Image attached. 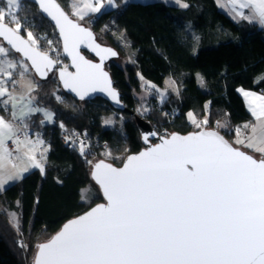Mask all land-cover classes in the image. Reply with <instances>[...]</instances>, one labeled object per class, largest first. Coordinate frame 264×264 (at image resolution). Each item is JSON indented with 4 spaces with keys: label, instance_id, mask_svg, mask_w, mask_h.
I'll use <instances>...</instances> for the list:
<instances>
[{
    "label": "trees",
    "instance_id": "16d2710c",
    "mask_svg": "<svg viewBox=\"0 0 264 264\" xmlns=\"http://www.w3.org/2000/svg\"><path fill=\"white\" fill-rule=\"evenodd\" d=\"M57 1L69 13L68 0ZM181 1L188 7L133 2L102 13L88 25L96 34L104 31L115 48L120 39L131 47L128 51L120 46L126 63L115 60L107 65L129 110L117 111L127 117L119 126H105L104 118L115 109L103 99L75 100L64 93L56 75L39 82L37 101L56 119L54 125L42 127L37 125L41 116L31 120L32 132L40 128L49 145L47 165L44 172L33 169L0 192V264H29L21 242L40 229L53 235L67 220L102 201L101 195L91 202L84 199L85 188L98 189L91 168L100 159L121 165L105 159L107 150L125 156L143 148L135 113L151 121L159 133L186 134L204 126L218 129L232 142L237 128L251 121L241 89L264 94V31L247 21H234L216 0ZM17 19L22 24L18 32L26 37L31 32L40 44L37 49L53 56L59 53L62 65L68 64L59 34L36 4L22 0ZM167 78L179 85L178 94L166 98L162 106L153 104L148 114L141 113L135 93L142 79L164 87ZM189 114L207 123L196 128ZM62 129L88 130L90 144L66 146ZM13 211L19 214L18 228L11 221Z\"/></svg>",
    "mask_w": 264,
    "mask_h": 264
},
{
    "label": "snow or ice",
    "instance_id": "6c2138e0",
    "mask_svg": "<svg viewBox=\"0 0 264 264\" xmlns=\"http://www.w3.org/2000/svg\"><path fill=\"white\" fill-rule=\"evenodd\" d=\"M39 3L60 27L65 51L77 64V74H67L65 87L82 89L83 98L88 88L95 90L96 82L102 80L106 87L101 90L109 91L118 102L101 65L90 63L77 51L79 43L92 39V33L69 19L56 0ZM227 3L233 11L237 7L251 9V18L264 24V0ZM7 5L8 8L0 9V36L16 51L24 52L36 70L45 75L40 62L49 68L54 62L30 48L18 34L21 25L11 9L19 8V0H7ZM83 7L91 12L100 11L91 3H84ZM75 14L83 19L82 8ZM6 16L15 28L4 23ZM239 16L250 19L243 11ZM28 38L35 43L31 32ZM101 51L115 55L111 49ZM0 55L7 56L3 46ZM3 63L7 68L16 67L11 61ZM0 71L11 76V72ZM64 76L62 72L61 78ZM7 91L0 87V96ZM243 94L250 98L249 108L257 123L244 125L245 129L251 127L253 135L243 139L237 129L236 143L264 153V96ZM193 123H197L195 119ZM12 135V124L0 117V189L28 170V165L21 168L13 163L11 167L16 171H4L5 161L11 156L5 140ZM144 139L147 141V136ZM24 155L31 167L43 171V164L35 155ZM94 176L108 203L70 221L55 237L38 245L34 264H264V159L258 160L233 147L217 132L173 134L170 139L162 138V143L128 157L122 168L103 162L96 164Z\"/></svg>",
    "mask_w": 264,
    "mask_h": 264
},
{
    "label": "rangeland",
    "instance_id": "374dc122",
    "mask_svg": "<svg viewBox=\"0 0 264 264\" xmlns=\"http://www.w3.org/2000/svg\"><path fill=\"white\" fill-rule=\"evenodd\" d=\"M3 1H4L3 3L0 2V9L8 8L7 0H3ZM21 5H22V0H19V8L18 9L17 8L11 9L12 14L15 15L16 17H17V12L21 8ZM5 22L6 23L8 22L9 25H11L13 23L12 25L15 28V23L11 20L10 17L6 16L4 23ZM80 23H82V24L86 23L87 25H89L88 22H80ZM108 29L109 28H107L106 30H108ZM19 30H20V28H19ZM28 33H27V39L29 40ZM99 33L100 34H97V38L101 43L108 45V46L115 47L114 45H111V43L109 41L106 40L105 35H104V31H101ZM43 38H46V36L44 35ZM33 39L35 40L34 44L32 43V40H29V42L35 48H37V46L39 44L38 41L36 40L37 38L33 37ZM45 40L47 42L52 43L51 40L48 38H46ZM119 44L122 47V49H124V50L129 51L131 48L130 44L127 43L126 40L120 39ZM120 46H118L116 48L119 49V52H121L124 55ZM7 49L8 50H7V56L6 57L3 55H0V69H4L8 72H11V76L9 77L8 75L4 74V71H0V79L4 80V82L6 83L5 87L10 89L12 96H10L9 98H36L35 90L38 89V84L41 81L36 76L34 71L31 69L29 63L26 60H24L21 55L16 54L15 52H13L8 47H7ZM57 54H59V53H56V55H54V56L52 55V56L58 61V63L63 68H69L68 67L69 62L66 66H63L62 62L59 61V56ZM122 54L120 55L119 58L116 59V61L118 63H126L127 62V61H125ZM126 58L129 61V57L126 56ZM5 60L11 61L12 63H14L16 65V67L15 68H7V65L5 63H3ZM55 75L56 74H53V76H55ZM5 76H6V78H5ZM179 89H180L179 85L172 78L166 79L164 87L158 86L151 81H147L146 79H142L141 87L135 93V96L139 102V104H138V107L140 109L139 111L145 115L148 114V112L150 111V108L152 107L153 104L156 103L159 106H162L164 100H166V98H168V97H172L173 93L178 94ZM37 103H38V101H37ZM42 106H43L41 108V115L42 116L40 117L39 122L37 124L39 127L50 125L51 124L50 121H52V119L54 121L56 120L52 110L45 107L44 105H42ZM48 114H50V118H49ZM126 119H127L126 116L118 113L117 110H115L110 115H108L104 118V122H105L104 124L107 127L115 128V127L119 126L121 123H123ZM198 123L200 124L199 127H201L202 125H205L204 123H200L199 120H197V123L193 126H195L196 128H199L197 126ZM25 125L27 126L28 123H26ZM205 128H207V127H204L202 129H205ZM39 129H36L34 131V133H32V138L33 137L36 138V144H35L36 150L34 149L32 152H33V155L36 156V159L39 160L43 164V172H44L46 165H47L49 145L46 142V140L43 139V137L41 135V131ZM28 134H31L30 131L28 132ZM241 134L243 136H245V134L243 132ZM243 138H245V137H243ZM25 140H28V139H25ZM236 146L239 148H242V147L238 146V144ZM242 149H244V148H242ZM254 154L257 157H263L264 156L262 153H259V152H255ZM127 156L128 155L122 156V155H117V154H111L110 151L107 150V152L105 154V159H112L113 158V159L117 160L120 164H122ZM34 169H40V168H34ZM83 192H84V199L88 200L89 202L92 201V198H95V197L101 195L100 191L97 188H95L94 186L92 187V189L91 188H85L83 190ZM13 215H14L15 219H13ZM10 216H11L12 224L18 228L19 214L13 211L10 213ZM18 231L20 233V228L18 229ZM52 236H53L52 233L47 231L46 229H40L38 232H36L34 234L32 239H30L29 241L25 239V241L21 242L23 247H24V250L26 251V253H28V260H29L28 263L29 264L33 263L35 253L37 251V246L40 243L49 240ZM32 247H33V249H32Z\"/></svg>",
    "mask_w": 264,
    "mask_h": 264
},
{
    "label": "water",
    "instance_id": "95a60500",
    "mask_svg": "<svg viewBox=\"0 0 264 264\" xmlns=\"http://www.w3.org/2000/svg\"><path fill=\"white\" fill-rule=\"evenodd\" d=\"M30 1H32L34 4H36L38 6V8H39L40 12L42 13V15L53 25V27L56 29L57 33L59 34V37H60V39L62 41V44H63L64 56L69 62V66H68L69 68H63L52 55L47 54V53L35 48L29 42L27 37L25 35L21 34L20 32H18V34L25 41L28 42V45H29L30 48H32L35 51H38V52H40L42 54H46L54 62L53 65L50 68L49 67H45L43 62H40L41 69L45 73V75H41V73L36 70V66L33 65L32 60L28 56H25L24 52L16 51V49L13 48V46L11 44H9L8 41L3 36H0V40L5 44V46L10 48L16 54L21 55L22 58L29 63L31 69L34 71V73L36 74V76L39 78L40 81H42V82L46 81L51 75L56 74V76L58 78V81H59V83L61 85V88L64 91V93L70 95L75 100L81 101V102H86V101H90V100H94V99L100 98V99H103L104 101L108 102L112 106L113 109H115L117 111H121V112H128L129 110L125 106V104H124V102L122 100V94L118 90V88L116 87L115 82H114V80L112 78V75H111L110 71L107 69V65L110 62L115 61L117 58L120 57L119 50L117 48L113 47V46H108V45L102 44L98 40L97 34L93 30V28L88 27L87 25L82 24L78 20L73 18L69 13H67V11L63 8V6L56 0V3L60 6V9L68 16L69 19H71L74 23L79 24L81 27L87 29L89 32L92 33V39L91 40L85 39L83 42L79 43L78 46H77V51L79 52V55L83 56L84 59L89 61L90 63L101 65L103 72L107 73L108 80L110 81V90L114 91L117 94V96H118V102H117V100H114L111 95H109V91L101 90L103 87H106L102 80L99 81V82H96L95 90H92L91 87L88 88V90L83 95V98H81L80 91H82V89L74 91L70 87H65V79H68V75L67 74L70 73L73 76H75L77 74V72H78V69H77L76 62L73 61L72 55H70L68 52L65 51V40H64V36L61 34L60 27L56 24L55 20H53L52 17L48 15L47 12L43 11V9L40 7L39 0H30ZM8 26L11 27L10 25H8ZM96 45H99V48H96ZM101 49H111V51L114 52L115 55H111L109 53L102 52ZM62 72L65 73V76H64L63 79L61 78V73ZM135 120H136L137 128H138V130H139V132L141 134V138H142V142H143V148L139 152L132 153V154L128 155L121 165L113 164L112 162H109V161L104 160V159L97 160L93 164V166L91 168V179L94 182V184L98 187V189H99V191L101 193V196H102V201L100 203L92 206L86 212H84V213H82V214H80V215H78V216H76L74 218H71V219L67 220L61 226V228L56 233L53 234V236L49 240H51L53 237H55L63 229V227L66 224H68L70 221H72L74 219H77L78 217H81V216L87 214L89 211H91L92 209L96 208L100 204H105L106 205L108 203L107 197L104 194L103 187L101 186V184H99L97 182V180L95 179V176H94L95 165L96 164H98L100 162H103L105 164L112 165V167H114V168H122L125 165V163L127 162L128 157L133 156V155H138L139 153L148 150L150 147H153V146H155L157 144L162 143V138L163 139H170L173 134H176V135H179V136H188L190 134L199 133V132H202V131H213V132H217L226 141H228L230 144H232L233 147L239 149L240 151H243V152L247 153L248 155L253 156L254 158H256L258 160L259 159H264V157H257L253 152H251L249 150H245V149L237 147L234 142L230 141L224 134H222L216 128H205V129H201V130H198V131H191V132L186 133V134H182V133H179V132H172V133L169 134V136H163L155 129V127L153 126L151 121L146 120V119H144L143 117H141L139 115H136V113H135ZM153 133H155V135H153ZM145 136H147V138H148L147 141L144 139ZM189 167H191V166H189ZM49 240H47L45 242H42L40 244L46 243ZM37 253H38V246H37V251H36V254H35V257L33 259V263L32 264H34V262H35V259L37 257Z\"/></svg>",
    "mask_w": 264,
    "mask_h": 264
},
{
    "label": "crops",
    "instance_id": "0c3cea01",
    "mask_svg": "<svg viewBox=\"0 0 264 264\" xmlns=\"http://www.w3.org/2000/svg\"><path fill=\"white\" fill-rule=\"evenodd\" d=\"M163 2L167 5H173V6H177L180 8H185L182 5L183 4H187L181 0H99V2H97V0H68V11L70 13V15L75 18L76 20L80 21V22H88V24H91V20L97 18L99 15H101L102 13H105L107 11H111V10H116L118 8H122L125 7L126 5L133 3V2H137V3H150V2ZM218 6L220 7V9L222 11H224L226 14H228L234 21L236 22H241V21H247L251 24L256 25L259 29L264 31V24L259 23L256 19L251 18L252 16V12L251 9L245 8V9H239L237 7V9L235 11L232 10V6L230 4L227 3V0H216ZM84 3H91L94 7H100V11L98 12H91L89 11L87 8H84L83 5ZM102 4V6H101ZM78 8H82L83 9V19H81L79 16H77L75 13L77 11ZM243 11L244 14L246 16H249L250 19H244L242 17L239 16V12ZM85 25H87L85 23ZM88 26V25H87ZM0 46H3L4 48L7 49V46H5V44L0 40ZM8 50V49H7ZM6 78V76H5ZM6 83L4 82V80L0 79V87H5ZM7 88V87H5ZM37 89V88H36ZM7 93L4 96H0V117H3L5 121L9 122L12 124L13 126V135L11 139H14L16 144H17V140L20 141L19 144H17L18 146V150L13 151L10 150L6 145V148L8 149V151L11 153V156L8 158L7 161H5V173H11L16 171V169H13L11 167V164H17L18 166H20L21 168L25 165H28V170L27 171H23L21 173V178L18 179H12V180H8L2 189H0V192L3 191L8 185L22 179L27 173H29L30 171H32L35 167H31V165L29 164V162L27 161V158L25 157V153L28 152L29 155H33V150H36V138H32V131L34 127V121L31 122L32 118L34 116H42L41 115V108L43 107L42 105L37 103V98H9L11 94L10 89L7 88ZM243 90V89H241ZM36 91V90H35ZM244 92H248V93H254L256 96H264V94L261 93H257V92H253V91H249V90H243L241 91V94L245 100V104L250 111L249 108V99L250 98H246L244 96ZM12 96V95H11ZM256 103H259V101H256ZM55 116V115H54ZM252 119L249 122H245L242 124L241 127L237 128L240 129V134H239V138L243 139V137H249L252 136L253 133L251 131V127L245 129L244 125L248 124V125H255L257 123L255 117L252 115ZM189 120L192 123V125H195L196 123H193V119H195V121L197 122V119L191 114V116L189 115ZM51 124L50 125H54L55 121L52 119V121H50ZM20 123L23 124L24 127L28 128L31 134H27L26 136L19 138L18 134L21 132V127H20ZM28 123V125L26 126L25 124ZM202 128H204V126H202ZM244 133L245 136H243L241 133ZM28 139V140H25ZM238 139V134H237V130H236V136L234 137V143L246 150H249L251 152H257L252 148H248L246 147L244 144H239L236 143ZM9 140L6 138L5 142ZM31 141V142H30ZM33 141V142H32ZM32 143V144H31ZM245 143H247V141H245ZM31 150V151H30ZM261 153V152H259ZM38 154V153H37ZM264 155V153H262ZM19 157V159H17Z\"/></svg>",
    "mask_w": 264,
    "mask_h": 264
},
{
    "label": "built area",
    "instance_id": "2783aa9c",
    "mask_svg": "<svg viewBox=\"0 0 264 264\" xmlns=\"http://www.w3.org/2000/svg\"><path fill=\"white\" fill-rule=\"evenodd\" d=\"M21 127V132L18 134L19 138H22L26 136L29 132V129L24 127L22 123H20ZM163 136H169V132H161L160 133ZM61 138L64 142V144L68 147L71 148H77V147H84L90 144V137H89V131L88 130H78V129H73V130H68V129H62L61 130ZM5 145L13 150L16 151L18 150V146L15 142L14 139H9L5 142Z\"/></svg>",
    "mask_w": 264,
    "mask_h": 264
}]
</instances>
